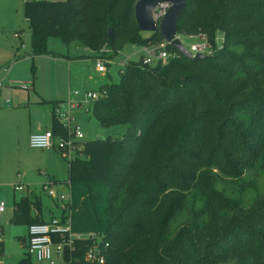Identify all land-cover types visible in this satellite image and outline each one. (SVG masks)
<instances>
[{
	"label": "trees",
	"instance_id": "trees-1",
	"mask_svg": "<svg viewBox=\"0 0 264 264\" xmlns=\"http://www.w3.org/2000/svg\"><path fill=\"white\" fill-rule=\"evenodd\" d=\"M136 2L26 1L33 57L55 54L49 38L106 47L107 58L130 44L163 43L159 32H140ZM178 34L202 36L208 57L167 46L174 57L166 63L146 65L141 55L119 82L96 90L105 92L93 103L97 122L126 131L86 142L69 163L73 228L106 234L105 264H264V0H186ZM53 133L67 136L55 115ZM248 191L256 192L249 203ZM14 205L12 224L43 222L32 215L40 200Z\"/></svg>",
	"mask_w": 264,
	"mask_h": 264
},
{
	"label": "rangeland",
	"instance_id": "rangeland-1",
	"mask_svg": "<svg viewBox=\"0 0 264 264\" xmlns=\"http://www.w3.org/2000/svg\"><path fill=\"white\" fill-rule=\"evenodd\" d=\"M28 0H0V44L6 43V47L12 45L14 48L15 54L18 55L17 63L18 67L21 70L23 77L19 79L10 78L2 87H18L21 85H26L27 73L30 78H32L31 72V53H32V43H31V30L28 22L24 18V4ZM167 8L159 7L156 11L157 17L163 12H166ZM159 19V18H157ZM158 21V20H157ZM15 34H20L21 38L16 39ZM149 35V34H146ZM182 43L187 49H190L192 45H202L205 44V41L200 40L199 37H181ZM199 38V39H198ZM23 43L26 45L25 50H21L19 47ZM223 43V34L218 32L216 36V47L220 48ZM48 50L53 51L56 55H64L67 52L72 54H79V50L83 51V48H70L63 44L57 38H49L48 40ZM3 48V47H1ZM71 49V50H70ZM85 51V50H84ZM210 51V50H209ZM88 52V51H86ZM96 53V52H95ZM138 46L127 45L124 49L118 54L115 58L112 66L110 67V73L113 76V80L119 82L121 71V63L125 62L129 57L133 60L140 61L141 59ZM99 56V53H96ZM96 56V57H97ZM38 58V57H37ZM30 60V63L27 61ZM40 71L42 75V80L44 81L40 85L44 95L54 96L58 91L65 89V68L68 70L67 62H64L61 57H54V54L50 56H39L38 60ZM143 63V61H142ZM3 64L1 67H6ZM0 67V68H1ZM80 73L82 76V81L80 85H74L71 87L72 91H79L84 93L86 90L84 87L87 86V77L92 74L93 69L95 70L94 63L90 59L80 61L78 65ZM11 68V67H10ZM120 69V71H119ZM35 73V77H36ZM99 75V74H98ZM97 75V76H98ZM107 76V75H106ZM29 78V77H28ZM99 83L102 81H108V79H101L100 76ZM90 90V89H89ZM68 92V87H67ZM59 94V96H61ZM6 99V98H5ZM79 101L83 102L81 107H77L73 110V114L76 118L77 125H79L81 131L84 134V142H89L96 140L97 138H121L125 131V126H117L111 129L103 128L93 116V106L89 105L90 103H85V99L81 96ZM60 102H67L66 99H62ZM62 104V103H60ZM90 108V112L87 113L85 109ZM76 124L72 126L74 129ZM75 141V140H74ZM30 145V144H29ZM58 158L60 160V165H56L55 169L58 173L57 181L50 177L49 179L46 176H43L45 172L48 173L49 168L46 166H41V163H38L36 156L31 148H27L24 144L17 143L15 141L13 145L0 153V202H4L6 205V212L4 214L0 213V226L3 228V244H4V255L0 259V264H21L26 260V241L28 239V225L27 224H12L10 220L14 215V201H20L25 195L18 193L14 190V187L19 183L29 185V188L37 195H41L43 201V215L45 218L50 217V212L47 209L50 200L47 195H45L41 187L43 184L52 181L56 183V188L60 189L61 186L59 183H64L68 181V170H69V161L63 159L58 153V147L54 149ZM51 174V173H50ZM49 174V175H50ZM46 175V174H45ZM51 176V175H50ZM264 190V179L261 178L257 186V192ZM256 192L248 191L243 197L244 202H251L255 197ZM204 205L203 200H200L197 203L198 209H201ZM56 208V206H55ZM182 222V219H179L174 223V226H178ZM30 264H39L35 258H31Z\"/></svg>",
	"mask_w": 264,
	"mask_h": 264
},
{
	"label": "built area",
	"instance_id": "built-area-1",
	"mask_svg": "<svg viewBox=\"0 0 264 264\" xmlns=\"http://www.w3.org/2000/svg\"><path fill=\"white\" fill-rule=\"evenodd\" d=\"M159 7H165L167 10L169 8L166 4ZM156 11L154 13V19L158 23L166 12H163L160 17H157ZM15 37L20 38V35L16 34ZM198 37L200 40L205 41L202 36ZM21 48L24 49V46L22 45ZM188 50L193 54H206L209 48L205 41V44L192 45ZM108 53L109 50L104 47L99 52V56L95 59L96 70L103 75H106L108 72L107 66L109 60L105 57ZM141 55L143 56V63L150 66L166 63L174 57L167 51V44L165 41L159 45L144 46L141 50ZM124 66L125 65H123L122 68ZM3 70L5 72L7 71L5 67ZM0 71H2V69H0ZM81 96L84 97L85 103L93 104L104 97L105 92L100 93L95 90L81 93L79 91H73L67 102L56 105L54 109L56 120L67 129V136L65 138L55 137L53 132L32 135L29 139V144L32 149L53 150L58 147V153L63 159L69 161V163L79 157H83L82 152L85 146V137L73 115V110L83 105V102L78 100ZM85 111L89 113L90 109H85ZM75 124L76 127L73 129L72 126ZM56 138L58 139L56 140ZM14 190L23 195H31L33 193L28 185L22 183L16 185ZM41 190L48 198L56 203L60 214L58 217L48 222L29 226L25 254L26 261H28L27 264H30L32 257L35 258L39 264H105L111 248L106 234L94 231H75L73 228L70 182L67 184V191L58 190L56 188V183L52 181L43 184ZM5 211V203L0 202V213L4 214ZM2 235L3 228L0 227V259L3 257L4 251L3 238H1Z\"/></svg>",
	"mask_w": 264,
	"mask_h": 264
},
{
	"label": "crops",
	"instance_id": "crops-1",
	"mask_svg": "<svg viewBox=\"0 0 264 264\" xmlns=\"http://www.w3.org/2000/svg\"><path fill=\"white\" fill-rule=\"evenodd\" d=\"M20 38H16V39H20ZM31 43H32V35H31ZM22 45L24 46V49L21 48ZM133 45L138 46L137 44H133ZM71 47L77 48L78 46L72 45ZM143 47L144 46H140V45L138 46L140 53ZM19 48L21 50H25L26 45L21 43ZM78 50H79V54L71 55L70 52H67L66 54L61 56L59 54L57 55L61 57L62 60L64 62H67L68 64V70H66L65 68V80H66L65 89L58 91L54 96H47L44 95L42 90L40 89V85L44 81L42 80V75L40 71L41 68L38 63L39 56L33 57V51L30 56L31 58L30 70L32 72V78H30L29 74L27 73L26 76L27 81L24 82L27 84V86L26 85L25 86L21 85V87L9 86L5 88L2 87L1 89V86L4 85L7 81H9L10 78L19 79L23 77V75L21 73L20 68L18 67V64L16 65L14 64V62L17 63L18 61V55L15 54L12 45L6 47V43L2 45L0 44V67L3 64H7L5 65L6 66L5 68L7 69L6 72L3 70L4 67L0 68L2 69V71H0V84H1L0 86V153H3L7 149H9L15 141H17V143L24 144L27 148H31L29 145V139L32 135L44 134L46 132H54V109H55L54 107H56L55 105H59L60 103H63L60 102L62 101V99H66L68 101V99L71 96V93L73 92L71 90V87H73L74 85H80V81H82L83 79L80 73V69L78 67L80 61L90 59L94 63V67H95V70L93 69L92 74H90L87 77V82H88L87 86H81L84 87L86 90L88 91L98 90L101 86L113 80V76L110 73V67L112 66V63L114 62L115 58L118 55L115 56L114 58L107 59L109 60V63L107 66L108 72L106 76L98 73L96 70L95 59L97 55L95 52L84 48L83 51L80 49ZM50 52L54 53L53 51ZM46 56H50V55H46ZM57 56L54 54V57ZM30 60L27 61V63H30ZM137 60H133L132 58L129 57L125 62L120 64L121 68L123 65L127 64L128 62L137 61ZM35 73L37 74L36 77H35ZM97 75L100 76L101 79L107 78L108 81L104 80L99 83L98 81L99 78ZM113 81L117 82L115 80ZM67 87H68V92H67ZM61 93L62 95L59 96V94ZM89 105L93 106V104H89ZM57 139L58 138H56V140ZM31 151L34 152L36 156V160L38 163H41V166H46L49 168L48 173L45 172L46 175L44 174L43 176H46V178L48 179L52 177L57 181L58 173L55 169V166L60 165V160L54 149L39 150V149L31 148ZM68 183H69V170H68V181L64 183H59L61 188L58 190L67 191ZM25 197H30L33 199L36 198V200L38 199L41 201L42 203L41 212H39L37 208L33 207L34 209L32 208V215L40 216L43 219V222H48L51 219L59 216L60 214L59 209L56 203L50 198H49L50 204H48L47 206V209L50 212V217L45 218L43 215V201L41 195H37L33 192L31 195H25ZM15 202L16 200L14 201V204ZM14 211H15V205H14ZM25 243H27V241ZM3 250H4V245H3ZM3 255H4V251H3Z\"/></svg>",
	"mask_w": 264,
	"mask_h": 264
},
{
	"label": "water",
	"instance_id": "water-1",
	"mask_svg": "<svg viewBox=\"0 0 264 264\" xmlns=\"http://www.w3.org/2000/svg\"><path fill=\"white\" fill-rule=\"evenodd\" d=\"M168 5L166 14L158 21L154 19L156 9L161 5ZM186 9V0H137L135 4V19L139 30L150 36L159 32L167 46L171 47L179 56L189 59H204L203 53L193 54L182 43L178 34V24ZM113 30L110 29V36ZM99 137L96 140H102Z\"/></svg>",
	"mask_w": 264,
	"mask_h": 264
}]
</instances>
